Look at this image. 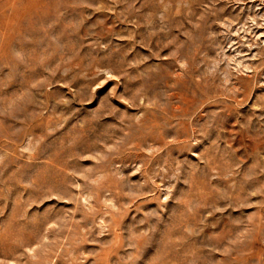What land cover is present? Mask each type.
<instances>
[{"label": "rangeland", "instance_id": "374dc122", "mask_svg": "<svg viewBox=\"0 0 264 264\" xmlns=\"http://www.w3.org/2000/svg\"><path fill=\"white\" fill-rule=\"evenodd\" d=\"M0 264H264V0H0Z\"/></svg>", "mask_w": 264, "mask_h": 264}]
</instances>
